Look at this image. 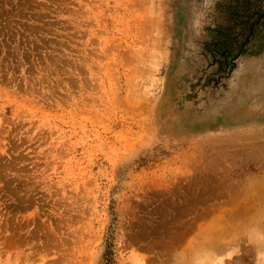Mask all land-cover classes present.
<instances>
[{"label": "rangeland", "instance_id": "rangeland-1", "mask_svg": "<svg viewBox=\"0 0 264 264\" xmlns=\"http://www.w3.org/2000/svg\"><path fill=\"white\" fill-rule=\"evenodd\" d=\"M258 13L0 0V264H264Z\"/></svg>", "mask_w": 264, "mask_h": 264}, {"label": "trees", "instance_id": "trees-1", "mask_svg": "<svg viewBox=\"0 0 264 264\" xmlns=\"http://www.w3.org/2000/svg\"><path fill=\"white\" fill-rule=\"evenodd\" d=\"M245 30V39L240 42L231 38L226 30L219 28L214 31L217 34L214 51L223 52L226 65L230 57L245 53L256 55L264 49V13L256 14Z\"/></svg>", "mask_w": 264, "mask_h": 264}]
</instances>
